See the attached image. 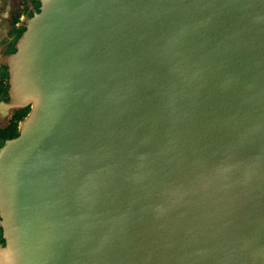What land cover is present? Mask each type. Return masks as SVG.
<instances>
[{"label":"water","instance_id":"1","mask_svg":"<svg viewBox=\"0 0 264 264\" xmlns=\"http://www.w3.org/2000/svg\"><path fill=\"white\" fill-rule=\"evenodd\" d=\"M28 4L0 264H264V0Z\"/></svg>","mask_w":264,"mask_h":264},{"label":"flooded vegetation","instance_id":"2","mask_svg":"<svg viewBox=\"0 0 264 264\" xmlns=\"http://www.w3.org/2000/svg\"><path fill=\"white\" fill-rule=\"evenodd\" d=\"M28 1L0 0V147L5 139L19 134L22 121L32 110L31 103L21 100L18 91L13 95L8 64L23 32L20 25L28 11Z\"/></svg>","mask_w":264,"mask_h":264},{"label":"rangeland","instance_id":"3","mask_svg":"<svg viewBox=\"0 0 264 264\" xmlns=\"http://www.w3.org/2000/svg\"><path fill=\"white\" fill-rule=\"evenodd\" d=\"M29 5V4H28ZM29 9V7H27ZM26 13V12H25Z\"/></svg>","mask_w":264,"mask_h":264}]
</instances>
